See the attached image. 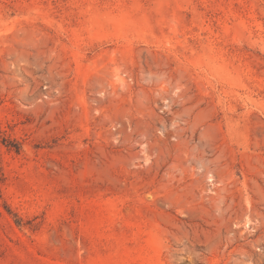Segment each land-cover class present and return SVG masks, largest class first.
I'll return each instance as SVG.
<instances>
[{
    "label": "rangeland",
    "instance_id": "rangeland-1",
    "mask_svg": "<svg viewBox=\"0 0 264 264\" xmlns=\"http://www.w3.org/2000/svg\"><path fill=\"white\" fill-rule=\"evenodd\" d=\"M0 264H264V0H0Z\"/></svg>",
    "mask_w": 264,
    "mask_h": 264
}]
</instances>
